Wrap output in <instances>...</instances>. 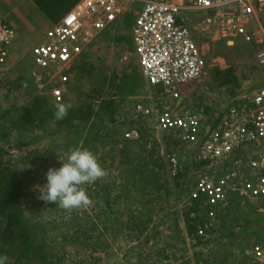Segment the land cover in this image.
<instances>
[{
    "label": "rangeland",
    "instance_id": "rangeland-1",
    "mask_svg": "<svg viewBox=\"0 0 264 264\" xmlns=\"http://www.w3.org/2000/svg\"><path fill=\"white\" fill-rule=\"evenodd\" d=\"M122 2L127 7V12L134 17L142 7L141 0H122ZM34 5L33 0L8 2L7 11L15 25L13 26L18 31L19 42L13 49L11 59L6 64L0 65V125H6L5 131L9 132L10 140H0V143L9 149L8 157L11 161H19L26 153L36 150L37 156H44L47 152L45 157L48 163L52 162L55 168H59L61 162L58 156H63L70 148L76 147L70 139V137L75 138L76 133L68 134L66 130L52 133L51 125L48 130L35 127L29 131L24 128L30 123L31 116L27 119L26 113L31 107L42 104L45 108L46 104L42 102H46L47 105L56 103L52 96V87L61 84L59 76L53 72L54 69H42L34 62L31 49L35 44L45 40V32L52 25L50 19ZM17 13L26 16L31 23L30 28L22 23ZM183 15L193 29L203 17L198 11L186 10ZM260 20L264 27V13ZM121 35L131 37V30L119 21L101 33L82 52L77 62H82L85 69L80 78L74 76L73 69L69 71L63 101L77 106L89 96L88 99L98 103L101 99L114 94L111 79L115 75H121L125 71L138 72L143 77L145 86L138 95L120 101L119 127L105 120V123H109V129L117 130L118 137H122L121 132L138 123L139 119L133 112L134 104L138 101L155 108L166 106L188 111H203L209 120L235 97L250 96L264 84V64H261L257 57L259 48H262L263 44L246 42L239 38L234 45H229L224 40L212 39L194 30V37L205 57V72L198 79L180 87V97L167 93L159 94L144 77L137 57L133 54L129 55L133 45L130 47L121 39ZM126 54L129 56L124 60L123 56ZM89 70L92 72L88 73ZM5 111H8V114L3 116ZM20 117L25 122L18 124L15 121ZM86 131L82 135L77 134L81 136L77 147L91 150L101 166L109 173L107 178L84 186L93 201L89 208L67 212L59 209L55 203L45 204L38 200L39 193L33 189L35 185L46 184V176L41 171L35 172V168L29 166L32 172L27 182L26 214L31 221L43 223L47 241L52 249L51 256L54 258L57 254L64 255V260L55 261V264H198L204 255L223 261L224 255H216L222 250L227 254L225 264H236L247 259L248 256L251 257L248 254L250 245L258 242L261 235L264 237V228L261 227L264 216L253 210L252 202L241 204L242 208L232 206L230 212L225 215L223 225L221 219L217 220L216 228L210 235L211 246L202 248L204 255L195 252L194 240L186 230L184 204L189 201L188 189L183 194L185 200L180 198L175 206L176 216L173 217L170 210L168 215L173 217V220L165 226L162 240L152 247L146 240V232L136 237L133 236L136 232L130 228L120 229L117 220L121 217L126 219L137 211L149 212L153 216L151 225L158 224L162 215L166 213L165 210L170 207L167 199L172 202L177 194L172 192L169 197L164 188L150 187L143 182L139 184L130 182L131 184L122 186L126 183L120 173L130 165L121 164L120 147H112L114 144L101 145L98 142L96 146H90L91 143L85 140ZM153 137H150L147 145L148 148H153V143L156 142L158 155L165 156L166 152L177 146L173 140L169 139L168 142L163 139L161 133L156 132ZM129 148L134 153L138 151L136 146L131 145ZM180 156L183 163L190 166V152L187 146L183 147ZM187 175V181H192L193 173ZM169 187L172 191L176 189L172 182L169 183ZM107 199L111 201V205L107 204ZM248 215L252 220H245ZM82 222L95 236L79 244L65 240L64 233L73 231L75 224ZM219 224L222 225L221 231L220 226L218 231ZM249 227L253 229L247 231ZM229 231L234 234L231 236ZM0 254L4 252L0 250ZM8 258L11 264H16L14 258Z\"/></svg>",
    "mask_w": 264,
    "mask_h": 264
},
{
    "label": "built area",
    "instance_id": "built-area-1",
    "mask_svg": "<svg viewBox=\"0 0 264 264\" xmlns=\"http://www.w3.org/2000/svg\"><path fill=\"white\" fill-rule=\"evenodd\" d=\"M141 2L132 25L133 50L129 55L137 57L148 83L162 85L164 94L180 97V87L205 72V57L194 30L229 45L239 38L263 44L257 57L264 64V27L260 22L264 0ZM186 10L203 14L194 29L183 15ZM126 12L122 0H80L60 21L52 23L43 42L32 47L34 62L42 69H54L59 76L61 84L52 87L55 102L64 101L69 71L82 52ZM17 39V29L0 18V65L11 59ZM133 112L151 131L166 134L176 143V148L165 153L171 175L193 173V180L186 184L187 200H197L199 212L205 215L200 235H209L220 219L219 211L228 209L235 195L243 198L241 204L252 202L253 210L264 216V84L250 96L235 97L209 120L203 111L155 108L143 101L134 104ZM124 136L138 139L141 133L133 126ZM184 146L189 148L190 166L180 156ZM248 254L264 263V242L251 244Z\"/></svg>",
    "mask_w": 264,
    "mask_h": 264
},
{
    "label": "trees",
    "instance_id": "trees-1",
    "mask_svg": "<svg viewBox=\"0 0 264 264\" xmlns=\"http://www.w3.org/2000/svg\"><path fill=\"white\" fill-rule=\"evenodd\" d=\"M79 1L80 0H33L37 7L52 23L60 21V19ZM134 19V15H130L126 12L115 23L117 24L121 21L124 27L127 29L130 28L131 37L121 35V39L126 41L130 47L133 45L132 25ZM75 64L73 66L74 68L72 67L74 76L80 78L85 67H83V63L79 61ZM91 72L92 70L88 71V73ZM111 84L114 89L113 95L101 99L98 103L88 99L89 96H86L77 106H72L70 108L67 117L63 120H55L53 105H47L46 102H42L46 104L45 108L42 104L31 107L26 113L27 119L31 116V120L24 128L29 131L33 130L35 127H42L44 130H48L51 125L50 131L52 133L64 130L68 131V134L76 133L75 138L70 137L72 144L76 147L81 139V136L79 137L77 134L82 135L84 131L87 130L85 140L91 143L90 146H96V142H98L101 145L114 144L112 147H120L122 157L121 164L130 165L126 170H122L120 173V176L123 177L126 183V185L123 183L122 186H127L131 184L130 182L134 184L143 182L147 183L150 187L154 186L159 189L164 188L169 197H171L170 194L172 192H175L177 194L175 200L171 202L169 198L167 199L168 206L170 207L165 210L166 213L162 215L160 221L156 225H151L153 216L145 211H137L131 213L126 219L121 217L117 220L120 229L127 227L135 231L136 235H133L134 232H132L133 236L140 237V235H144L146 232V240L150 242V246L152 247L155 243L162 240L165 226L176 216L175 206L178 204L180 198L181 200L184 199L183 194L187 190L186 184L188 175L187 172H182L175 176L171 175L168 159L166 156L157 154L155 141V143H153V148H148L147 144L150 142V137L155 136V133L150 130L143 118H138V123L135 125L139 128L141 133L138 139L126 138L124 136L125 131L121 132L122 137H118L117 130L109 129V123L115 124L117 128L121 123L118 118L120 101L122 102L130 96L138 95L141 88L145 86V81L138 72L133 70L125 71L121 75H115L111 79ZM151 86L159 94H164L162 85ZM7 114L8 111H5L3 116ZM105 120L109 123H105ZM15 122L20 124L25 121H22L20 117ZM131 127L133 126L129 128ZM5 128L6 125H0V140L10 141L9 132H6ZM161 137L170 142L166 134H161ZM131 145L138 148L136 153L129 148ZM36 153V150H31L23 155L19 161L14 162L8 157L9 149H7L4 144L0 143V250L8 257L14 258L16 264H55V261L64 260V255L62 254H57L54 258L51 256L52 249L47 241L46 229L43 223L31 221L26 214L25 199L28 194L26 189L28 186L27 182L31 178L30 173L32 172L29 166L34 167L35 172L41 171L43 175H45L49 168L54 167V163H48L47 157H45L47 152H45L46 154H44V156H37ZM171 182L175 186L176 191H172L169 187V183ZM178 187L179 190L177 191ZM242 201L243 198L241 196L235 195L231 199L230 207L225 209V211H219L218 217L223 221L222 225L225 221V215L230 212V208H232V206L242 208ZM106 202L108 205L112 204L109 199H107ZM246 202L249 203V201ZM170 210L172 211L173 217L168 215ZM184 212L186 213H184L186 230L188 235L194 240L195 252L204 255L202 248L211 246L212 239L210 235L212 234V230H209L208 236L200 235L198 232L199 227L202 226L205 221L204 213L199 212L198 201L193 200L186 202L184 204ZM193 212L195 215H192ZM245 220L250 221L252 217L248 215ZM87 222L89 221L87 220ZM222 225H218V231L219 226L220 231L222 230ZM252 229L253 227H249L247 231ZM91 231L92 230L90 228L88 229L84 222L76 223L73 231H66L63 236L65 240H70V242L74 244H79L84 242V240L89 241L95 236L92 235ZM228 233L231 236L234 234L232 231ZM258 242H264V237H262V235ZM216 255H224V260L211 259L208 255H204L203 259L200 260L198 264H225L224 261H227L226 251L222 250L219 253L217 252ZM8 264H11V261H8ZM236 264L264 263L248 256L247 259L239 261Z\"/></svg>",
    "mask_w": 264,
    "mask_h": 264
},
{
    "label": "clouds",
    "instance_id": "clouds-1",
    "mask_svg": "<svg viewBox=\"0 0 264 264\" xmlns=\"http://www.w3.org/2000/svg\"><path fill=\"white\" fill-rule=\"evenodd\" d=\"M71 107L70 103L56 102L53 105L55 120L65 119ZM58 159L61 167L48 169L47 183L34 186L33 190L39 193L37 199L45 204L55 203L67 212L89 208L93 201L84 186L107 178L108 171L89 149L73 147ZM8 260L6 254H0V264H8Z\"/></svg>",
    "mask_w": 264,
    "mask_h": 264
},
{
    "label": "crops",
    "instance_id": "crops-1",
    "mask_svg": "<svg viewBox=\"0 0 264 264\" xmlns=\"http://www.w3.org/2000/svg\"><path fill=\"white\" fill-rule=\"evenodd\" d=\"M10 1H12V0H7V4H6V0H0V18L1 19H4V20H6V21H8L9 23H11L12 25H14V23L12 22V19H10V17H9V11H7V9H8V2H10ZM35 4V3H34ZM27 5H29V9H30V3H28ZM36 5V4H35ZM34 5V6H35ZM36 8L39 10V11H41L38 7H37V5H36ZM3 9L5 10V11H3ZM26 10H27V8H26ZM17 17L20 19V20H22V23L25 25L26 24V27H28V28H30V22L28 21V19L26 18V16L24 17V15L23 14H21V13H17ZM15 26V25H14ZM18 40V39H17ZM18 42L19 41H16V43H15V45H14V47L12 48V54H13V49L14 48H16V44H18ZM12 57V56H11Z\"/></svg>",
    "mask_w": 264,
    "mask_h": 264
}]
</instances>
